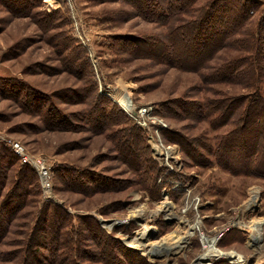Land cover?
<instances>
[{
	"label": "rangeland",
	"instance_id": "rangeland-1",
	"mask_svg": "<svg viewBox=\"0 0 264 264\" xmlns=\"http://www.w3.org/2000/svg\"><path fill=\"white\" fill-rule=\"evenodd\" d=\"M258 1L264 10V0ZM34 5L30 12L23 5L15 13L0 2V145L9 147V141L18 140L51 164V197L44 199L40 189L39 201L65 209L74 226L79 225L77 216L94 217L104 232L114 233L120 246L134 251L118 255L120 264H197L208 249L196 230L215 239L218 251L242 259L233 262L222 256L211 264H264V180L225 168L214 156L226 128L212 129L206 121L186 116V108L198 99L200 74L143 56V46L139 49L134 41L161 38L167 27L144 18L126 0H40ZM62 40L71 48L62 46ZM70 51L75 61L69 58ZM89 85L116 105L119 97L135 111L151 106L147 126L123 113L130 124L126 126L133 127L143 146L148 145L157 164L155 183L136 181L106 132L88 128L91 116L82 112L86 102L77 101ZM212 89L201 87L199 96H215L218 89L231 91L228 86ZM118 109L122 110L119 105ZM56 112L60 117L51 122ZM152 119L161 121L159 137ZM161 129L169 131V136L171 132L175 137L201 136L212 152L198 148L202 161L198 163L183 154L176 142H167ZM163 145L173 157L167 162L161 158ZM60 169L81 172L77 174L80 184H64L58 177ZM85 184L90 188H82ZM254 189L258 200L249 206ZM162 202L172 205V215L158 210ZM140 207L142 213L132 215ZM22 228L15 226L11 236L17 238ZM139 229L152 240L192 233L185 249L172 251L171 257L160 252L152 262L125 244ZM83 231L93 235L92 230ZM249 240L262 241L261 246L254 247L257 244ZM87 243L88 249H96L91 239Z\"/></svg>",
	"mask_w": 264,
	"mask_h": 264
},
{
	"label": "trees",
	"instance_id": "trees-1",
	"mask_svg": "<svg viewBox=\"0 0 264 264\" xmlns=\"http://www.w3.org/2000/svg\"><path fill=\"white\" fill-rule=\"evenodd\" d=\"M126 1L144 18L167 27L161 38H133L139 49L143 46V56L200 74L201 86L196 88L195 98L201 101L195 100L185 111L188 118L206 121L212 129L226 128L219 135L214 156L222 160L225 168L264 180V10L260 9V2ZM0 2L16 13L23 5L30 12L40 0ZM39 13L48 18L45 12ZM256 13L258 17H254ZM51 24L49 22L47 26ZM61 44L67 45L63 40ZM68 55L75 61L73 52ZM91 86L85 88L77 101L86 102L82 112L91 116L86 119L88 128L106 132L128 169L137 176L136 181L155 183L159 177L157 164L150 157L148 145L143 146L142 138L132 131L133 127L126 126L130 124L125 110L117 101L123 111L113 101L98 94L96 88L90 90ZM212 86H228L231 91L218 89L215 96H199L201 87L212 89ZM59 117V112L52 113L51 122ZM66 122L70 124V119ZM168 133H165L166 141L176 142L183 154L192 156L198 163H202L198 148L212 152L210 144L201 136L176 134L175 137L171 136L173 132L170 136ZM154 170L157 172L152 177L150 171L154 173ZM63 171L65 173L61 175ZM78 173L81 172L60 169L58 177L73 187L80 184ZM156 186L159 191L157 183ZM82 188L90 187L85 184ZM38 194L36 172L22 163L10 147L0 145V264H87L90 261L120 264L118 255L134 253L120 246L114 233L104 232L94 217L77 216L79 225L74 226L70 213L59 206L41 203ZM18 225L23 228L17 232L18 237L13 238V228ZM83 228L92 230L93 235L86 234ZM89 239L96 249L87 248Z\"/></svg>",
	"mask_w": 264,
	"mask_h": 264
},
{
	"label": "built area",
	"instance_id": "built-area-1",
	"mask_svg": "<svg viewBox=\"0 0 264 264\" xmlns=\"http://www.w3.org/2000/svg\"><path fill=\"white\" fill-rule=\"evenodd\" d=\"M117 102L121 105V107L125 110V112L128 115H130L138 124H140L142 126H147L146 120H148L150 117L151 106H144V107L139 108L137 111H135L130 106V103L125 104L122 99H119V97L117 98ZM151 122L157 126V127H154V131H155V136L159 137L157 135V132L159 130L158 124L161 121L159 119H152ZM156 139H158V138H155V143H157V141H158ZM9 147L11 148L12 152L19 158V160L22 163L28 165L29 167H31L36 172V174L38 176V180H39L40 189L42 192V197L44 199L50 198L51 197V190H52V168H51V164L48 162V160L41 155H36V154L31 153L30 151H28L26 146L18 140L9 141ZM162 147L165 151V154L161 155V158H163L167 162L170 158H173V157L170 156V152H167V149L164 145ZM167 153H169V154H167ZM256 197L258 198V196H256ZM257 198H256V201L258 200ZM252 201L253 200L247 201V204L249 206L253 205L255 201L253 203H252ZM196 231H198V233H199V237H200L199 239H200L202 246L209 250V248H210V247H208L209 243H208V240L206 238L204 231L203 230L202 231L196 230ZM134 233L135 234L136 233H139V234L145 233L149 238V234L147 233V231H142L139 229V230L135 231ZM187 242H188V240H187ZM125 244H127V243L125 242ZM186 245H187V243H186ZM208 250H207V252H208ZM218 258H219V256L215 257V258L210 256V262L208 264H211L213 260H216ZM222 258H225V257H222Z\"/></svg>",
	"mask_w": 264,
	"mask_h": 264
},
{
	"label": "bare ground",
	"instance_id": "bare-ground-1",
	"mask_svg": "<svg viewBox=\"0 0 264 264\" xmlns=\"http://www.w3.org/2000/svg\"><path fill=\"white\" fill-rule=\"evenodd\" d=\"M256 196H257V192L254 189V192L251 196L250 201L256 199ZM143 209L144 208L140 207L137 210H133L132 215L141 214ZM158 210L163 211L167 215H172V205L169 203L162 202L161 205L158 207ZM191 233H192V230H190L188 233H185L183 235H178V234H174L171 236L168 235L167 237H163V238H160L157 240L148 239V236L145 233H141V234L136 233L132 239L126 241V243H127L126 245L130 248H134L136 250H139L140 253L143 254L144 256H146L150 261L156 262L158 259V258H156V257H158L157 254L160 252H163L165 254V256H167V257L168 256L171 257V255H173L172 251L179 249V248H180V250L185 248L187 246L186 245L187 240L190 237L189 234H191ZM258 235L259 234L253 235L250 237V239H253ZM207 240L209 243L208 247H210V248H209L208 252H206L203 256L199 257L197 264H208L210 262V256L214 257V258L218 257V256L219 257L229 256V257H231V261H233V262L242 261L241 257H239L238 254H231L227 251H218L214 247L215 239L207 238ZM249 242H251L252 245L257 244L254 247H258V245L261 246L262 241L256 242V241L249 240Z\"/></svg>",
	"mask_w": 264,
	"mask_h": 264
}]
</instances>
